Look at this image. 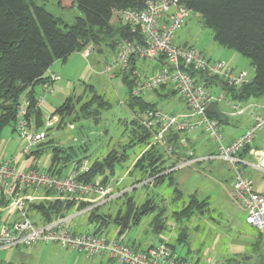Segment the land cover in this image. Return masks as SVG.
<instances>
[{"label": "built area", "instance_id": "obj_1", "mask_svg": "<svg viewBox=\"0 0 264 264\" xmlns=\"http://www.w3.org/2000/svg\"><path fill=\"white\" fill-rule=\"evenodd\" d=\"M122 24L130 27L139 39L122 40L117 44L110 63L112 67L127 71L134 59L155 60L159 66L154 74L138 78L133 74L130 96L140 97L167 85L175 90L186 111L173 113L161 108L136 110L132 114L135 123L151 134L150 145L161 144L169 153L172 147L165 136L170 132L188 134L199 130L210 138L215 152L196 157L191 147H186L182 157L165 172L191 167L193 164L218 159L226 163L232 176L230 199L245 212V221L264 234V190H258L247 174L250 168L264 174V150L252 146L258 132H264V114L252 112L247 128L232 140H227L217 119L209 117L207 109L211 104H223L231 115L244 112L242 102L233 99L228 89L239 88L249 81L246 70L235 71L221 60L212 59L192 45L178 44L175 33L182 28L191 12L179 0H147L143 9L117 10ZM91 47L82 51L87 57ZM44 76L36 96V107L42 111L43 127L32 129L25 118L28 99L24 96L16 111L15 127L20 138L25 139L23 152H28L43 142L48 128L58 122V114L46 107V96L53 92L51 83L60 75L49 71ZM207 79L213 81L208 84ZM255 106V105H254ZM90 168V162L83 159L79 165L68 168L62 175L37 169L19 170L13 159L0 156V248L28 247L37 243H56L62 248L74 249L87 255H105L119 264H196L182 257L171 247L168 239H159L142 250L134 249L122 236L108 237L102 229L93 232L76 233L72 229L75 215L89 211L106 201L112 194L109 184L86 182L80 175ZM27 190L45 191L46 197L28 195ZM48 198L85 203L66 215H59L49 222L35 221L28 216V201ZM207 264H222L206 258Z\"/></svg>", "mask_w": 264, "mask_h": 264}, {"label": "trees", "instance_id": "obj_2", "mask_svg": "<svg viewBox=\"0 0 264 264\" xmlns=\"http://www.w3.org/2000/svg\"><path fill=\"white\" fill-rule=\"evenodd\" d=\"M146 1L58 0L59 6L68 8L76 5L83 14L76 17L72 23H67L29 0H0V139L2 130L7 126H12L17 132L16 111L24 96L28 99L25 118L29 127L32 129L43 127L42 111L35 105L37 88L47 82L48 78L44 74L55 60L64 61L70 54L81 53L88 46L100 45L102 42L115 51L120 41L139 39L137 34L131 32L130 27L121 23L113 28L110 20L114 11L140 10L143 9ZM179 1L191 12L200 16L202 25L211 29L213 39L219 45L232 49L249 59L254 69V77L239 88H229L230 96L241 102L250 98L264 100V0ZM105 37H109V40L114 38L115 41L108 42L104 39ZM132 64L131 62L129 70L118 72L127 88L125 105L131 112L157 107L155 103L146 101L143 96H130L133 87V81L130 79ZM212 81L207 79L208 84ZM161 87L164 88L165 85L159 88ZM87 94L89 96L84 99L83 97ZM214 105L216 107L218 104ZM109 107V102L98 94L92 85H85L84 92L68 95L59 106L54 108L53 112L59 116L54 127L60 128L65 123L78 122L81 119H90L94 123H99L101 115ZM209 117L218 120L217 113ZM129 124H131V130L128 145L140 144L143 148L146 147L151 139L150 132L138 126L132 118ZM52 129L53 127L48 128L46 135ZM178 135L177 132H170L165 136V140L175 144ZM84 146L83 144L82 147ZM43 147L50 149L51 152V162L46 172L64 174L68 163L74 160L75 149L60 147L53 139H49L38 144L33 152L39 156L44 151ZM126 159L127 154L124 151L112 149L103 158L90 162L89 170L79 178L86 182L107 184L108 179ZM82 160L77 158L73 164L79 165ZM174 163L175 161H172L164 165L159 146L151 145L139 155L129 170L128 175L135 180L131 181L130 187L138 184H140L139 187L148 185L146 181L149 180H151L150 185L156 187L166 178L169 179V183H172L173 171H165ZM131 191L134 194L136 189ZM175 192L176 200L181 196V192L176 188ZM46 193L49 194V192ZM122 195L126 197L124 207L119 209L112 218V222L119 226L120 234L131 225L137 224L142 215L155 208L150 198L137 206L133 195H128L126 192ZM189 197L188 203L182 209L171 213L175 219L188 217L194 212V207L201 208L207 203L205 199L198 200L194 194ZM71 205L70 202L64 204L57 200L37 201L30 204V212L40 213L42 221L49 222L59 215L70 213ZM85 205L82 203L81 208ZM97 208L98 206H95L88 211L89 219H101V216L95 213ZM163 213L164 208L154 219L155 231H162L164 228ZM28 216L32 219L30 213ZM100 219H98L100 228L96 230L106 225L105 220ZM183 234V232L178 233L176 240L183 241ZM255 243H260L259 238ZM259 250L263 248L259 246ZM259 252V263L264 264V258L261 259V254L262 256L264 254L261 252L264 251Z\"/></svg>", "mask_w": 264, "mask_h": 264}, {"label": "rangeland", "instance_id": "obj_3", "mask_svg": "<svg viewBox=\"0 0 264 264\" xmlns=\"http://www.w3.org/2000/svg\"><path fill=\"white\" fill-rule=\"evenodd\" d=\"M29 1L42 6L53 16L67 23H72L76 17L83 16L76 5L63 8L58 5V0ZM116 20L117 18H114V21ZM175 35H183L188 44L199 48L212 59L222 60L235 71L246 70L249 79L254 77V69L249 59L232 49L219 45L213 39L211 29L202 25L201 18L197 13L190 12L185 24ZM104 39L112 43L115 41L114 38L109 40V37ZM115 51L111 50L109 45L102 43L95 45L86 58L82 53L80 54L84 58H81L80 54L73 53L64 61L55 60L50 65L49 71L60 75L59 80L51 83V88L58 90L60 94L71 95V93L80 94L84 92L85 85H92L95 91L109 102L110 107L103 112L99 123H94L90 119H81L75 122L74 130L70 131L64 127L57 132L53 131V135L50 134L49 138L53 139L54 136H57L64 145L72 146L75 149L74 158L87 157L89 161L101 157L111 149L120 151L122 146L126 144L124 151L128 157L122 164L126 167L143 146L136 144L127 147V139L130 137L131 130V124H129L131 113L124 104L128 95L127 89L122 84L120 77L115 74L117 71L113 72V77H110L111 73L105 71L104 67L110 58H113ZM157 64L158 62L155 60L139 62V65L150 73L158 66ZM39 88L40 86H38ZM88 96L89 94L83 98ZM48 98H45L46 101L50 100ZM145 98L147 101L155 103L158 108L168 112L175 111L177 106L182 107L184 105L177 95L158 97L150 93ZM248 101L264 105V101L261 99L250 98ZM61 102L62 99H56L53 101V105L56 106ZM251 110L264 114V109L261 107H253ZM246 116L247 114H244L230 120L231 127L236 124L235 132L237 134L241 133ZM125 121L127 124L124 123ZM228 129L227 126L222 127L225 134ZM11 133L10 126L2 130L0 154L11 143ZM72 137L77 138V140L73 141ZM85 143L87 145L83 148L82 145ZM252 146H264V132L256 134ZM193 150L196 157H202L214 153L215 147L210 138L202 134ZM72 166H74L73 163L68 168ZM122 171L121 167H118L116 171L118 180H120ZM133 178L131 180H134ZM171 178L172 183H169V179L166 178L162 184L156 187L150 185L151 180L146 181L148 185L141 187H139L140 184L130 187V181L115 185L117 179L112 180L114 185L110 186L113 187L111 194L113 191L116 193L114 196L121 193L125 188L127 189L124 191L128 190V192L136 189L134 194H129L138 199L137 206L143 202L145 197L151 198L152 204L155 205L153 210L142 215L139 222L127 230L126 235L128 237L125 238L130 243L133 238H136L142 246H147L155 244L160 238H166L180 254L187 256L196 264H207V257L222 264H260L259 251H264V234L258 231H250V225L245 223V212L230 199L228 190L232 184V176L224 161L218 159L201 161L191 167L174 170L171 173ZM261 186L263 187L264 183ZM176 187L181 191V196L175 200ZM192 193L196 194L198 200L206 199L207 203L201 208L194 207V212L188 217L175 219L171 213L182 209L188 203L189 195ZM57 201L65 204L63 200ZM117 202L115 199L108 200L98 207L97 212L101 213L113 209L119 204ZM162 208L165 209L164 218H162L165 225L161 233L158 234L154 231V219ZM84 217V215L79 214L75 217V221H82ZM247 229L248 231H246ZM180 232L184 233L183 241L178 242L176 235ZM257 238H259L260 243L256 244ZM259 246L263 250H259ZM36 248V250L30 248V251L25 254L22 253L25 248L21 247L0 248V264H117L115 261L109 262L106 257L97 258L98 255H87L70 248H62L57 244L39 243ZM262 258H264V254L263 256L261 254Z\"/></svg>", "mask_w": 264, "mask_h": 264}, {"label": "crops", "instance_id": "obj_4", "mask_svg": "<svg viewBox=\"0 0 264 264\" xmlns=\"http://www.w3.org/2000/svg\"><path fill=\"white\" fill-rule=\"evenodd\" d=\"M114 18H117V20L116 21H114ZM110 23H111V25H112V27L114 28V27H117V26H119L120 24H121V22H120V17H119V13H118V11L116 10V11H114L113 12V15H112V18H111V20H110ZM176 37V38H175ZM174 41L176 42V43H178V44H187V45H191V44H188L187 43V41H185V38H184V36L182 35H180V36H176V35H174ZM102 43H105V42H102ZM106 44V43H105ZM193 46V45H192ZM91 47V49L93 48V47H95V45H91L90 46ZM112 50V49H111ZM73 54V53H72ZM74 54H80V52H74ZM71 55V54H70ZM81 58H84V57H82V55L80 54L79 55ZM112 56V55H111ZM86 58V57H85ZM214 59V58H213ZM111 60H112V57L110 58V60L107 62V64L108 63H110L111 62ZM141 61H146V60H141V59H134V60H132V65H133V68L131 69V72H130V79H132V75L133 74H135L136 73V76H138V78L140 79V78H145V77H148V76H150V75H152V74H154L155 72H156V70H157V68H158V66H159V63L157 64L158 66H156L154 69H153V71H152V73H150V72H147V69H145V68H143L142 66H140L139 65V62H141ZM222 61V60H221ZM117 68L116 67H112L108 72H110L111 73V75H110V77H113V72H115V71H117L115 74H117V77L119 76L120 77V79H121V81H122V78H121V76L118 74V72H119V70H116ZM133 81V80H132ZM122 84L126 87V85H125V83L122 81ZM57 86H59V85H57ZM38 89V88H37ZM54 89V88H53ZM127 89V88H126ZM41 91V86H40V88L38 89V93ZM172 91H174L173 89H172V87H170V86H167V85H165V87L163 88V87H161V88H157L156 90H153V91H151V92H149V93H147V94H152V95H155V96H158V97H168V96H170V95H177L175 92H174V94L172 93ZM72 94V93H71ZM146 94V95H147ZM146 95H144L143 96V98L146 100V98H145V96ZM68 95H63V93L62 94H60L59 92H58V90H56V89H54L53 90V92L51 93V94H49L48 96H46V99H47V97H49L50 98V100H47L46 101V107H47V109H50V110H53L55 107H57V106H59L65 99H66V97H67ZM48 98V99H49ZM59 98L60 99H62V102L60 103V104H58V105H56V106H54L53 105V101H55L56 99H58L59 100ZM249 99H247V100H244V101H242V103H243V108H244V112L242 113V114H239V115H231V113H229L230 111H229V109L225 106V105H223V104H218L216 107H215V105L214 104H211L209 107H208V109H207V114L208 115H214V114H218V122L220 123V126H221V128L222 127H225V126H227L229 129H228V132L226 133V137H227V140L229 141V140H232V139H234L235 137H237L239 134H237L236 132H235V125H233L232 127H231V125H232V123H230V120L232 119V118H235V117H239V116H241V115H244V114H247V116L245 117V122H244V126H243V129H241L242 131H241V133L247 128V126L250 124V122H251V120H252V117H251V114H252V110H251V108H253V107H261L262 109H264V105H262V104H258V103H256V104H254V103H252V102H250V101H248ZM262 100V99H261ZM147 101V100H146ZM264 101V100H263ZM125 104V103H124ZM255 105V106H254ZM126 106V105H125ZM126 108H127V106H126ZM128 109V108H127ZM129 110V109H128ZM130 111V110H129ZM136 111V110H135ZM134 111V112H135ZM186 111V108H185V106L183 105L182 107L181 106H177V108L175 109V111H171V112H173V113H184ZM130 113H131V118H132V114H133V112H131L130 111ZM101 119V118H100ZM58 120H59V117H58ZM125 124H127V122L125 121L124 122ZM11 127V131H12V133H11V143L9 144V146H8V148L7 149H3V152H2V154H0V156H3L4 158H11V159H13V162H14V164H15V166L19 169V170H27V169H37V170H40V171H46L47 170V167H49V165H50V162H51V152L49 151L50 149H48V148H44V151L39 155V156H37L36 154H35V152H33V151H35V149L36 148H32V149H30V151H28V152H23V147L25 146V144H26V141H25V139H23V138H20L19 136H18V132H16L13 128H12V126H10ZM64 127H66L68 130H70V131H72V130H74L75 129V122H72V123H70V122H68V123H65L64 125H62V127H60V128H55V127H53V129L52 130H50V132H49V134H47L46 135V137H45V139L43 140V142H46L47 140H49V139H52V138H49L51 135H53L52 134V132L53 131H55V132H57L59 129H61V128H64ZM104 133H105V131H104ZM240 133V134H241ZM51 134V135H50ZM202 132H200L199 130H197V131H194V132H191V133H188V134H184V133H181V134H179L178 135V138H177V140H176V142H175V144H173L172 142L171 143H168L167 141H166V143L167 144H169L171 147H172V149H173V152L172 153H169L168 151H166V149L164 148V146H162L161 144L159 145V144H155V145H157V146H159V148H160V150H161V152H162V155H163V159H164V165H168V164H170L172 161H174V160H176V159H178V158H180V157H182L183 156V154H184V151H185V149H186V147H192V149H193V147H194V145L199 141V139H200V137L202 136ZM72 139H73V141H76L77 140V138H74V137H72ZM1 140H2V132H1V139H0V142H1ZM53 140H54V142H55V144L56 145H58V146H60V147H63V148H69V147H72V146H68V145H64L62 142H61V140L60 139H58V137L57 136H54V138H53ZM129 141H130V137L127 139V147H131V146H134V145H128L129 144ZM150 141H151V139H150ZM150 143V142H149ZM85 146H84V148L86 147V145H87V143H85L84 144ZM154 145V144H153ZM151 146V145H150ZM149 144L146 146V147H144V148H142L135 156H134V158L132 159V161L130 162V164L129 165H127L126 167H124V166H122V164L126 161H124L121 165H120V167H121V170H123L122 172V175H121V177H119L120 178V180H118V178H116V171H115V174L113 175V176H111L109 179H108V182H107V184H109V185H114V182H112V180L114 179V180H116L117 179V181H116V183H115V185H117V184H124V183H128V181H132L131 180V178L132 177H130L129 175H128V172H129V170L131 169V167L133 166V164H134V162L136 161V159L139 157V155L143 152V151H145L146 149H148L149 147ZM254 148H256V149H260V150H264V146H254ZM126 149V144H124V146H122V149L119 151L118 149H116V150H118L119 152H121V151H124ZM112 150V149H111ZM110 151V150H109ZM109 151H107L106 152V154L109 152ZM33 152V153H32ZM125 152V151H124ZM126 153V152H125ZM167 155H165V154ZM106 154H104V155H102L101 157H96V159H94V160H97V159H101V158H103ZM127 154V153H126ZM196 154V153H195ZM127 157H128V155H127ZM169 159V161H167V159ZM73 159L74 160H72L70 163H68V165L66 166V168H65V170H64V172H66L67 171V169H68V166L71 164V163H75V160L77 159V158H74V155H73ZM78 159H87V157H82V158H78ZM88 160V159H87ZM94 160H92V161H89V162H93ZM167 161V162H166ZM118 169V168H117ZM246 172H247V174L253 179V181H254V183L256 184V186H257V188H258V190H260V191H263L264 190V186L262 187L261 185H263V183H264V174L263 173H261V172H259V171H254L253 169H250V168H247L246 169ZM173 181V180H172ZM123 182V183H122ZM231 187H232V184H231ZM231 187L229 188V190H228V195H229V193H230V190H231ZM113 188V187H112ZM127 188H125L124 190H126ZM176 189H178L177 187H176ZM121 191V193H119L118 195H116V196H114V194H116L114 191H113V193H112V195L106 200V201H108V200H111V199H115V200H117L118 202H119V204L116 206V207H114L113 209H109V210H107L106 212H101V213H98L97 212V210L95 211V213L97 214V215H100L101 216V219L100 218H98V219H100V220H105L104 222H105V224L106 225H103L101 228H102V230H103V232L108 236V237H114V236H117V235H119V236H122V237H124V239H125V241H127L134 249H136V250H142V249H145V248H147L148 246H150V245H152V244H150V245H144V246H142V244H141V242L138 240V239H136V238H133V240H131V243H130V241L127 239V238H125L127 235H126V233H127V230L131 227V226H133V225H131L126 231H124L123 233H119V226H117L116 224H114L113 222H112V218H114L115 217V215H116V213H117V211L119 210V209H123V207H124V201H125V196L124 195H122V193L124 192H128V190L127 191ZM179 190V189H178ZM180 191V190H179ZM181 192V191H180ZM26 193L28 194V195H31V194H34L35 196H40V197H46L45 196V194H47L45 191H36L35 193L33 192V190H27L26 191ZM129 193H132V191H129L128 192V195H131V194H129ZM192 194H194V193H192ZM191 195V194H190ZM189 195V196H190ZM195 196H196V194H194ZM146 199H148V198H146L145 197V199L144 200H146ZM151 199V198H150ZM121 200V201H120ZM134 200H135V202L137 203L138 202V199L136 198V197H134ZM143 200V201H144ZM202 200H204V199H202ZM37 201H51L50 199H48V198H42V199H38V200H36V199H33V200H31V201H28V213H30V215H32V219L33 220H35V221H41L42 220V216L40 215V213H38V212H30V204H32L33 202H37ZM106 201H104V202H106ZM205 201H206V199H205ZM72 205V207H71V210H70V212L71 211H73V209L76 207V208H81V204L82 203H80V202H73V201H69ZM103 202V203H104ZM117 202V203H118ZM103 203H101V204H99V205H97L98 207L99 206H101V205H103ZM3 204V198H2V196H1V194H0V205H2ZM240 208V207H239ZM98 209V208H97ZM241 209V208H240ZM165 210V209H164ZM165 212V211H164ZM84 215L85 217L82 219V221H75V217L77 216V215ZM79 214H77V215H75V217L72 219V229L74 230V232H76V233H79V232H93L94 230H96L97 228H100V221H98V219L96 218V219H89V214H88V211H85V212H82V213H79ZM164 214V213H163ZM162 218H164L163 216H162ZM139 222V221H138ZM245 223H246V221H245ZM247 225H249L248 223H246ZM134 225H136V224H134ZM164 229V228H163ZM155 231V230H154ZM246 231H248V229L246 230ZM250 231H257L253 226H251L250 225ZM156 233H158V234H160L161 233V231H155ZM128 237V236H127ZM159 237H160V235H159ZM161 239V238H160ZM159 240V239H158ZM179 242V241H178ZM39 243H37V244H34V245H31V246H28V247H21V248H25V250L22 252L23 254H25V253H27V251H30L29 249L31 248L32 250H36L37 248H36V245H38ZM40 244H56V243H40ZM171 244V243H170ZM59 246V245H58ZM171 246H173V248L175 249V247H174V245L173 244H171ZM16 248V247H15ZM18 248V247H17ZM26 248H28V249H26ZM71 250H74V249H71ZM176 250V249H175ZM76 251V250H75ZM78 252V251H77ZM180 254V253H179ZM182 257H184V258H186V259H188L187 258V256H185V255H182V254H180ZM92 256H96V255H92ZM102 257H106L107 258V260L109 261V262H112V261H115V260H113V259H110L109 257H107V256H105V255H100V256H97V258H102ZM100 262H102V261H100ZM116 262V261H115ZM117 264H119V263H117Z\"/></svg>", "mask_w": 264, "mask_h": 264}]
</instances>
